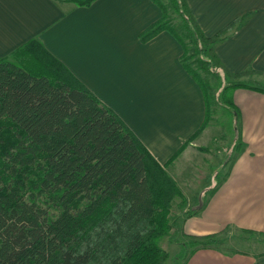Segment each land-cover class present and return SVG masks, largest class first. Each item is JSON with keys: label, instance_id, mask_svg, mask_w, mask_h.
<instances>
[{"label": "trees", "instance_id": "16d2710c", "mask_svg": "<svg viewBox=\"0 0 264 264\" xmlns=\"http://www.w3.org/2000/svg\"><path fill=\"white\" fill-rule=\"evenodd\" d=\"M71 1L88 7L95 0ZM152 1L161 16L140 34L141 42L169 33L205 101L203 123L168 166L211 121L216 98L201 72L218 83L215 101L233 108L230 97L222 99L227 91L264 94V87L242 80L253 71L227 70L215 53L238 20L207 37L186 0ZM166 166L37 40L0 58V264H165L160 242L178 220L173 208L186 206ZM193 214L186 210L184 217ZM227 232L188 238L189 255L221 249ZM240 232L264 239V233ZM259 244L264 246V240Z\"/></svg>", "mask_w": 264, "mask_h": 264}, {"label": "crops", "instance_id": "0c3cea01", "mask_svg": "<svg viewBox=\"0 0 264 264\" xmlns=\"http://www.w3.org/2000/svg\"><path fill=\"white\" fill-rule=\"evenodd\" d=\"M186 2L207 37L239 21L215 45V53L227 70L253 71L242 80L264 87V0ZM160 16L152 0H95L88 7L71 0H0V58L37 40L166 166L200 128L205 101L169 33L141 42L140 34ZM232 93L240 129L234 157L217 159L218 147L227 143L209 124L165 168L186 200L168 237L186 244L188 238L230 228L264 233V94ZM186 210L195 214L185 218ZM262 251L201 249L184 264H264Z\"/></svg>", "mask_w": 264, "mask_h": 264}, {"label": "rangeland", "instance_id": "374dc122", "mask_svg": "<svg viewBox=\"0 0 264 264\" xmlns=\"http://www.w3.org/2000/svg\"><path fill=\"white\" fill-rule=\"evenodd\" d=\"M161 2L167 3V0H161ZM170 16L172 18V24L178 26L179 25L178 18L175 17L174 14H172L171 12H170ZM200 75L203 79L206 80V82L209 83V85L211 86V94H215L212 96H215V98L218 100V97H217V95L219 94V91L217 89L218 83L212 77L202 72L200 73ZM232 96H233V93L227 91L222 96V99L225 97L227 98L230 97L232 103L234 104ZM215 100L213 101V98H211V102L213 101V103H212V116H211L212 122L210 121L211 123H209L210 128H212L210 131L211 132L215 131L216 137L223 138L225 142L227 143L225 147H218L219 150H217V155H218L217 159L227 161V160H231L234 157L235 146L236 144L240 143V137H238L237 135V132L239 133V130H240L239 122L235 115V111H237V109H236L235 104L233 108L230 106L221 105V101H222L221 99L217 102ZM211 146L212 148L215 147L213 144ZM224 148H226L228 152L224 150ZM205 151L207 150L205 149ZM178 210L179 209H177L176 207L173 208L172 214H171L173 218L180 217L175 214L176 211ZM240 233H241L240 231H235L232 228H230L228 232L225 234V236L221 237V238H225L223 240L224 244L220 246L221 249L223 250L224 249H229V250L238 249V250H246V251H252V252L254 251L259 252L264 249V246H262V244H259L264 239L257 237V236L253 237L254 239H252L249 236L242 235V234L240 235ZM172 236L170 237L167 236L166 238L162 239L160 242L161 249H163L167 253V259H166L165 264H184L193 246L190 244H186L185 241L179 238H174V236L173 237ZM248 238L250 241H248Z\"/></svg>", "mask_w": 264, "mask_h": 264}]
</instances>
